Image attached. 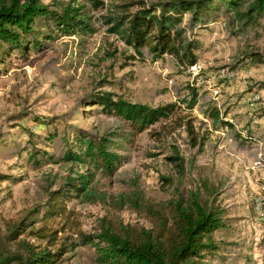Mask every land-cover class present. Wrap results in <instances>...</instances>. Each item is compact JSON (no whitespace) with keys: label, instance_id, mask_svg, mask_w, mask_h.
Segmentation results:
<instances>
[{"label":"rangeland","instance_id":"374dc122","mask_svg":"<svg viewBox=\"0 0 264 264\" xmlns=\"http://www.w3.org/2000/svg\"><path fill=\"white\" fill-rule=\"evenodd\" d=\"M41 1L52 9L59 3ZM91 16L97 19L98 14ZM95 25L92 35L55 33L53 39L41 38L46 43L41 50L16 51L0 62V239L32 210L42 212L48 191L57 190L72 170L90 169L93 186L109 195L138 187L147 198L166 202L200 193L203 203L224 212V225L213 234L217 250L206 262L264 264V18L246 25L222 9L216 21L189 33L198 43L197 70L180 67L168 55L156 62L130 60L132 51ZM191 88L199 97L193 109L184 103L193 98ZM100 92L115 100L177 108L169 119L138 133L103 113L94 101ZM216 110L217 122L211 115ZM118 126L130 135L115 147L122 159L113 176L90 165L60 162L65 151L61 138L73 144L78 131L102 135ZM35 148L59 162L36 164L30 157ZM174 148L186 160L184 178L168 161ZM163 176L173 177V185ZM68 208L86 232L103 218L150 226L130 208L79 199ZM26 239L10 242V248L18 250ZM60 264H98L95 249L80 247Z\"/></svg>","mask_w":264,"mask_h":264},{"label":"trees","instance_id":"16d2710c","mask_svg":"<svg viewBox=\"0 0 264 264\" xmlns=\"http://www.w3.org/2000/svg\"><path fill=\"white\" fill-rule=\"evenodd\" d=\"M54 1L59 3L52 9L41 0H0L2 64L16 51L25 55L32 49L41 50L45 40L53 39L55 33L92 35L97 32L98 23L132 51L130 60L156 62L168 55L180 67H191L198 60V43L189 33L216 21L222 9L235 22L245 20L246 25L264 18V0H116L110 5L104 0ZM91 13H97V19ZM190 94L192 100L184 103L193 109L199 97L194 88ZM94 101L102 106L103 113L128 123L138 133L169 119L177 108L176 104L151 107L123 98L115 100L107 92L94 95ZM211 115L215 122L220 121L218 110ZM119 128L102 135L78 131L73 144L61 138L65 151L60 162L90 165L95 171L113 176L122 159L115 147L130 135ZM193 142L197 144V138ZM30 157L36 164L44 160L59 162L54 155L36 148ZM168 161L177 176L184 178L186 160L178 148L173 149ZM72 172L57 190H47L49 197L42 212L39 207L32 210L12 225L5 239H0V264H60L67 254L85 246L95 249L98 264H208L207 255L217 250L213 234L223 227L224 212L203 203L200 193L166 202L147 198L138 187L128 193L109 195L93 186L94 173L90 169ZM162 180L174 183L173 177L163 176ZM74 199L130 208L148 220L150 226L103 218L97 228L86 232L75 211L68 208ZM23 236L28 240L20 241L19 249L13 251L9 243L18 242Z\"/></svg>","mask_w":264,"mask_h":264},{"label":"built area","instance_id":"2783aa9c","mask_svg":"<svg viewBox=\"0 0 264 264\" xmlns=\"http://www.w3.org/2000/svg\"><path fill=\"white\" fill-rule=\"evenodd\" d=\"M199 68H201V67H200L199 64H197V63H196L195 65H193V67H192L193 70H197V69H199Z\"/></svg>","mask_w":264,"mask_h":264}]
</instances>
